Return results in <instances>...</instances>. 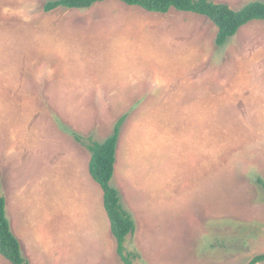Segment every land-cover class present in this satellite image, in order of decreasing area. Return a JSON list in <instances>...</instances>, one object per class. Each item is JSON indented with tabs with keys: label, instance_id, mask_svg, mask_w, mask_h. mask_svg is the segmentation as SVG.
Wrapping results in <instances>:
<instances>
[{
	"label": "rangeland",
	"instance_id": "1",
	"mask_svg": "<svg viewBox=\"0 0 264 264\" xmlns=\"http://www.w3.org/2000/svg\"><path fill=\"white\" fill-rule=\"evenodd\" d=\"M50 1L0 0V180L24 257L124 264L76 139L104 142L122 117L111 185L136 224L133 264L263 255L264 22L218 46L196 14Z\"/></svg>",
	"mask_w": 264,
	"mask_h": 264
},
{
	"label": "trees",
	"instance_id": "2",
	"mask_svg": "<svg viewBox=\"0 0 264 264\" xmlns=\"http://www.w3.org/2000/svg\"><path fill=\"white\" fill-rule=\"evenodd\" d=\"M106 0H54L47 3L44 11L49 13L58 8L86 10ZM131 7H139L147 12L168 14L172 10L191 13L209 19L218 29L216 44L224 46L229 39L252 22H264V2H251L239 10L211 0H118ZM125 117L116 124L112 135L104 142L92 137L76 139L91 153L89 173L103 191V203L110 220L111 232L117 242V253L124 264H133L131 254L126 252L125 242L136 232L133 217L125 210L120 192L111 185L115 174L118 143ZM264 186V183L260 181ZM0 254L11 264H30L24 257L20 241L13 234L6 212V198L0 180ZM248 264H264V254L255 256Z\"/></svg>",
	"mask_w": 264,
	"mask_h": 264
}]
</instances>
